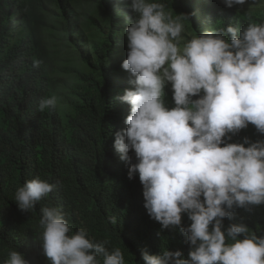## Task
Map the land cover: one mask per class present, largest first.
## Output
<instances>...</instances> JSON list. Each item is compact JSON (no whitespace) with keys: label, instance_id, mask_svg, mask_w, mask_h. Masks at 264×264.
<instances>
[{"label":"clouds","instance_id":"obj_1","mask_svg":"<svg viewBox=\"0 0 264 264\" xmlns=\"http://www.w3.org/2000/svg\"><path fill=\"white\" fill-rule=\"evenodd\" d=\"M117 2L135 13L124 29L128 52L121 65L135 88L117 97L130 114L127 127L115 133L114 149L130 165L128 178L139 175L149 217L161 231L179 227L190 245L187 258L180 250L152 255L142 249L143 264H264V235L250 234L242 222L223 224L237 208L264 205V140L228 142L249 124L264 135V23L207 31L181 46L187 15L173 17L159 0ZM247 2L222 0L227 8ZM168 83L172 108L164 102ZM58 99L41 98L38 110H54ZM58 184L28 180L14 201L30 212ZM40 213L41 247L50 264H101L100 257L102 264H125L119 248L109 251L107 241L90 240L85 229L69 235L59 208L42 206ZM182 214L191 221L187 227ZM3 264L29 261L11 250Z\"/></svg>","mask_w":264,"mask_h":264},{"label":"trees","instance_id":"obj_2","mask_svg":"<svg viewBox=\"0 0 264 264\" xmlns=\"http://www.w3.org/2000/svg\"><path fill=\"white\" fill-rule=\"evenodd\" d=\"M99 1L107 29L102 40L91 43V55L83 56L89 71L81 74L84 84L76 92L73 111L62 114L57 106L38 110L39 100L52 96L51 83L22 12L25 0H0V264L11 250L24 254L29 264H50L40 240L42 206L63 212L69 235L83 228L90 240L107 241L109 251L119 248L125 264H143L142 249L152 255L180 250L182 258L190 251L179 227L161 231V224L149 217L139 175L128 178L130 165L114 149L115 133L127 127L124 120L130 114V105L117 97L135 88L121 67L128 48L120 31L134 14L123 2ZM166 1L188 16L190 39L229 25L264 23V12L227 8L222 0ZM34 61L40 62L39 67L33 66ZM164 92L165 105L174 107L170 83ZM245 137L250 142L264 140L249 124L228 142L243 143ZM129 155L135 163L134 152ZM37 177L59 184L34 210L23 212L14 201L15 192ZM234 212V219L224 218L225 229L242 222L250 234L264 235V205ZM190 223L182 214V226ZM99 259L102 264L103 258Z\"/></svg>","mask_w":264,"mask_h":264},{"label":"rangeland","instance_id":"obj_3","mask_svg":"<svg viewBox=\"0 0 264 264\" xmlns=\"http://www.w3.org/2000/svg\"><path fill=\"white\" fill-rule=\"evenodd\" d=\"M159 2L173 17L183 14L175 4ZM235 7L264 12V0H248ZM22 12L49 75L52 96L59 98L57 107L62 114L71 113L78 100L76 92L84 84L81 74L89 71L83 56L91 55V43L102 40L107 29L103 5L99 0H25ZM182 23L181 46L190 40L187 20ZM120 31L124 33L123 28Z\"/></svg>","mask_w":264,"mask_h":264}]
</instances>
